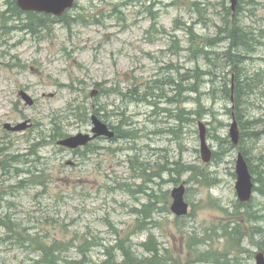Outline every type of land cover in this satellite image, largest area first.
Masks as SVG:
<instances>
[{
    "label": "rangeland",
    "instance_id": "374dc122",
    "mask_svg": "<svg viewBox=\"0 0 264 264\" xmlns=\"http://www.w3.org/2000/svg\"><path fill=\"white\" fill-rule=\"evenodd\" d=\"M16 1L0 0V264H100L109 254L122 263L121 245L143 264L154 259L142 247L149 238L164 264H255L264 254V135L245 141L255 191L242 204L222 69L228 41H212L231 2L77 0L41 29ZM242 10L235 19L253 44L242 66L251 78L244 122L262 120L263 130L264 0H244ZM202 47L221 50L222 66L194 57ZM93 115L117 137L61 148L93 135ZM181 184L189 209L177 217L170 192ZM138 211L149 215L140 228ZM232 228L238 246L223 237ZM42 246L55 250L48 257Z\"/></svg>",
    "mask_w": 264,
    "mask_h": 264
},
{
    "label": "trees",
    "instance_id": "16d2710c",
    "mask_svg": "<svg viewBox=\"0 0 264 264\" xmlns=\"http://www.w3.org/2000/svg\"><path fill=\"white\" fill-rule=\"evenodd\" d=\"M226 0H224L225 2ZM244 3V0H237V5L235 6L234 10H232L230 7H226L224 6V4L222 5V10L224 11V16L222 19L223 25L219 28L217 27V36L212 40L214 42H216V44H220V41L225 42L228 41V46H227V50L222 53V57H223V62H224V66L222 69H224V81L226 82V80L229 82L231 81V84H233V88L231 89V87L229 88V86L227 84H225L224 86V90L225 92L227 91L228 94L226 95V100L230 101V103L232 104L233 108H231V113H234V116L236 118L237 121V127H239V143L237 146H234L233 144L231 145L232 148L234 149H238V151H240L242 153V155H244L245 157L248 155V151L246 150L245 147V141L250 138L253 139L254 137H258L259 135H264V129L263 130H259V125L261 123L262 120L256 119V120H246L244 122V118L246 117L245 115V109H244V103H243V88H244V82L247 80H251L250 77H247L245 79V81L242 79L244 76L243 73V64L245 62V60L248 58V54H251L253 51V44H252V39H251V35L252 33H250L246 27H244L241 23V21H237V19H235V17H237V14H241L242 10V4ZM14 8V11L19 15L22 14L23 12L20 11V9L16 6L13 5L12 6ZM25 13V12H24ZM5 13L2 14L1 17L4 18ZM26 16V22L27 23H32L33 22H38L37 24L40 26L41 29H43V27L45 26L44 23H46V20L49 19L50 17L48 15H44V14H37V13H32V12H28L25 14ZM231 16V18H230ZM42 17V19H41ZM46 18V19H44ZM44 20V21H43ZM33 24V23H32ZM29 26V25H27ZM192 40V39H191ZM194 43V42H193ZM200 51H197L199 50ZM193 56L194 57H202L205 58L204 60L209 63V65L217 67L218 66H222V57H221V50L220 51H215V52H207L204 50V47L202 48H198L193 52ZM211 56L213 57V61L215 62V64L212 63L211 61ZM227 68L229 69L227 71ZM206 74V73H204ZM203 74V75H204ZM232 75L231 79H227V76ZM198 78H200V76H198ZM227 82V83H228ZM233 95V102L231 100V97ZM249 128L253 129V131H249ZM55 136H53L52 138H54ZM248 137V138H247ZM75 152V151H74ZM249 165V164H248ZM187 171H190V168L187 169ZM249 171L252 174L253 171L250 169L249 166ZM202 174V173H200ZM260 181L261 184L262 181L260 179H258ZM32 182H34L33 179H31ZM254 182V180H253ZM150 204H152V201L150 202ZM144 209L147 208V206L145 205L143 207ZM140 218L138 220L139 223V228L144 224V221L142 220L141 215H144V219H148L149 215L148 213L142 212V211H138ZM2 226H5L9 229V225L8 223H4L1 222ZM11 229V228H10ZM11 232H15L14 229L10 230ZM225 235H228L232 240L236 241L234 243L235 246L237 245V235H236V228H232L231 232L229 231H224V235L223 237H225ZM235 237V238H234ZM151 238H149L147 244H143L142 247L147 251V252H151V254L153 253V258L152 260H144V262L146 264H164L162 260H164L163 256L160 254V249H158L157 247H150L151 244ZM39 247V245H38ZM42 250L46 253V256L50 257L53 253V251L55 250V246H51V247H46V246H42L41 247ZM120 251L123 254L122 257L123 258V262L122 263H118L116 260V257H114L113 255L109 254L110 257L106 260L103 261L100 264H134L131 261H134V259L132 260H128L130 259V252L129 249H126L125 245H121L120 247ZM127 259V260H125ZM48 264H57L55 261H45ZM144 262H142L143 264H145Z\"/></svg>",
    "mask_w": 264,
    "mask_h": 264
},
{
    "label": "water",
    "instance_id": "95a60500",
    "mask_svg": "<svg viewBox=\"0 0 264 264\" xmlns=\"http://www.w3.org/2000/svg\"><path fill=\"white\" fill-rule=\"evenodd\" d=\"M75 1L76 0H17L16 4L18 8L24 12L32 11L52 14L54 16L60 17L64 14L65 11L73 7ZM230 2L231 9L234 10L237 4V0H230ZM20 96L27 102L28 105L33 104L32 99L24 92H21ZM91 122L93 125V128L91 130L93 136L90 137L89 135L79 134L74 137H68L60 140L58 144L62 147L73 150L79 147H84L93 139L101 136L107 137L109 139L114 137V133L108 129L107 125L101 123L95 115L91 117ZM4 127L6 128V130L12 132L22 131L26 128V126L23 124L16 125L15 127H11L9 124H6ZM229 137L230 139H232L234 145L238 144L239 131L237 122L234 117L232 123L230 124ZM200 143L202 156L204 155L203 161L208 162L210 152L208 151L205 142V132L203 125H200ZM235 162V174L237 177L235 184L236 194L237 198H239V201L241 203H245L252 198L251 195L254 187V185L252 184V175L249 173L247 162H245L244 157L241 153H238ZM184 193V184H181L179 187L174 188L171 191V198L173 202L170 206V211L178 217L186 216L188 213V204L184 200ZM255 256V264H264V255L262 252L257 253Z\"/></svg>",
    "mask_w": 264,
    "mask_h": 264
}]
</instances>
